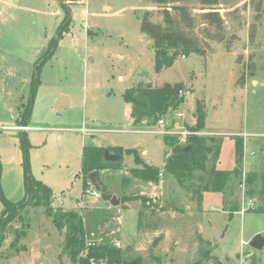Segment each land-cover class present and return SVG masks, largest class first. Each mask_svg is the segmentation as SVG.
I'll return each mask as SVG.
<instances>
[{"label":"rangeland","instance_id":"1","mask_svg":"<svg viewBox=\"0 0 264 264\" xmlns=\"http://www.w3.org/2000/svg\"><path fill=\"white\" fill-rule=\"evenodd\" d=\"M2 2L8 6L5 17ZM258 2L222 0L217 8L221 28L201 18L206 10L195 9L194 34L204 54L179 55L170 66L155 71V50L141 31L145 12L153 14L154 22L162 19L153 0H82L68 5L59 0H0V130L20 142L10 126L32 98L28 124L50 130L28 132L29 172L51 187L54 210L70 208L82 217L89 241L119 247L127 263L139 258L142 264H264V246L254 249L249 244L256 233L264 235V212L253 210L264 201L257 192L250 197L241 186L249 172L258 173L260 181L264 174V0L261 11ZM40 56L45 59L37 74ZM164 83H182L186 89L180 108L162 117L165 127L178 137L190 131L215 137L220 144L207 170L194 173L196 192L183 189L164 171L169 150L163 135L153 132L157 122L132 125L122 98L131 86ZM62 95L70 104L55 107ZM198 108L204 121L195 131ZM83 126L94 129V139L77 132ZM237 137L244 146L238 164ZM84 144L135 149L144 163L163 175L157 183L134 177V156L124 152L119 168L95 174L101 190L89 182L81 195L74 174ZM24 162L22 158L23 173ZM213 165L239 168L241 182L238 175L224 193H202L198 188ZM17 170L10 168V180ZM66 187L69 191L61 194ZM113 196L120 200L116 206L110 204ZM70 198L77 199L71 203ZM20 213L24 234L11 246L14 230L22 224L17 219L9 224L0 243V264H73L63 250L64 229L45 208L27 205Z\"/></svg>","mask_w":264,"mask_h":264},{"label":"trees","instance_id":"2","mask_svg":"<svg viewBox=\"0 0 264 264\" xmlns=\"http://www.w3.org/2000/svg\"><path fill=\"white\" fill-rule=\"evenodd\" d=\"M68 5L80 0H59ZM157 7V14L162 16L160 21L151 20L153 14L145 12L141 21V31L151 40L154 53V69L159 71L162 67L170 66L175 58L180 56H188L192 53L204 54V48L200 46L194 34V25L196 24V16L193 14L195 9L202 12L201 18L208 22L210 26L215 28L222 27V20L217 8L222 4V0H153ZM258 9L261 11V0L258 2ZM67 25L62 28L66 29ZM61 31V32H62ZM54 44V40L52 41ZM52 44V46H53ZM41 63L37 67V74ZM251 74V73H250ZM34 84V78L33 83ZM33 90V87H32ZM186 89L182 83H164L161 86H153L152 84H137L125 89L122 93L123 101L126 104L128 117L132 125H138L145 122H158L164 116L173 114L184 102ZM28 101L24 112L23 119L19 123H26L30 115V103ZM204 114L198 108V116L194 130H199L203 126ZM26 125V124H24ZM22 146L25 153L28 148L26 137L22 136ZM164 143L169 150L164 171L171 174L179 186L183 189L196 192L193 186L195 172H205L207 170L206 163L212 155H219L220 144L215 137L190 135L184 142H180L177 135H163ZM190 144V148L184 151V147ZM122 155V153H131L134 156L136 167L130 170V173L144 182L159 181V177L163 175L157 168L143 162L135 149H123L120 146H96L85 145L81 152V167L78 176L81 178L82 194L87 192V185L90 180L88 175L95 171L96 174L100 170L117 169L120 167V161L113 162L104 159V150ZM235 162L241 163L244 146L241 137L236 138L234 145ZM25 159V195L18 202L8 201L0 187V202L2 210L0 212V243L5 239L9 224L14 220L21 221V229H15L14 239L11 246L17 241L18 234H24V215L21 212L27 205L41 206L52 217L54 224L59 229H64L63 250L67 253L73 264H142L139 258L132 263L124 262L121 256V249L109 242H91L89 241V233L86 230L82 217L72 211L52 208L54 194L52 190L35 179L29 172L28 164ZM241 174L240 169L234 167L230 170L218 169L212 166L207 174L204 184L198 188L203 192H213L215 194L224 193L227 184L233 177ZM263 176V177H262ZM260 175L255 172H249L243 177L245 183V191L251 197L257 192L264 201V174L261 175L262 180L258 178ZM97 181V179H96ZM202 181V182H203ZM260 181V182H259ZM91 185V183H90ZM260 186V187H259ZM257 187L259 189L257 190ZM97 184V190H101ZM200 192V193H201ZM104 200H108L109 196L102 192ZM264 212L263 205L253 209Z\"/></svg>","mask_w":264,"mask_h":264},{"label":"crops","instance_id":"3","mask_svg":"<svg viewBox=\"0 0 264 264\" xmlns=\"http://www.w3.org/2000/svg\"><path fill=\"white\" fill-rule=\"evenodd\" d=\"M75 3H82V0H80L78 2H75ZM64 5H65V3H64ZM2 7H3V10L1 12V14L3 13V17H5V15L7 13V10H8V8H7L8 6H7V4H5V2H2ZM105 7H108V6H105ZM105 7H104V9H105ZM47 47H48V44H47ZM47 47H45L43 49V52H46ZM49 51L47 52V54L49 53ZM53 52H54V50H52L49 53L48 57L53 56ZM45 56H43V57L40 56L37 59V61H39L40 59L43 58L42 61H40V63H42L44 61V59H45ZM90 59L92 61L94 60L93 57H91ZM32 83H33V81H32ZM32 87L33 86H31V90H32ZM69 104H70V100L67 98L66 102L63 103V106H68ZM25 107L26 106L23 107V112H24ZM23 112H22V114L19 113L20 114L19 118L18 117L15 118V124L10 126L12 131H15V132H17L19 134L20 142H19V140H18L16 135H13V134L11 135L8 132H4L3 130L2 131L0 130L1 131L0 132V162H1V176L0 177H1V190H2V193H3L4 197L8 201H11V202H18L25 195V172L23 173L21 165H22V158L24 159V156H25L24 154H25V150L26 149L24 150V148H23V146L21 144L22 136L24 135L26 137V140H27L28 145H29L28 148H27V150H28L31 147V144L29 143V139H28V132L29 131H32V130H35V131H49L50 130V128L42 129V128L37 127V126L29 125L28 122L19 123L23 119ZM24 124H26V125H24ZM17 127H25V128L24 129H19ZM93 131H94V129L92 127L91 128L90 127L86 128V127L83 126L81 129H77V132H80L82 137L85 136V135L87 136V134H88V137L90 139H94L95 138V135L93 134ZM85 145H90V144L82 145L81 150H80V158H81L82 148ZM22 154H23V157H22ZM12 166H15V168L17 166L18 170H17L16 175L13 174L12 179L10 180V168ZM80 167H81V164H80ZM79 171H80V168H79V170L77 172H75L74 180H78L79 181L80 189H81L80 193H81V195H83L82 194V187H81V178L78 176ZM49 188H51V187L49 186ZM68 191H69V187H66L65 189L61 190L60 193L61 194H65V192H68ZM76 199L77 198H74V199L70 198V202L73 203V201H75ZM69 209L70 208H68V210ZM1 210H2V204L0 202V212H1ZM90 234L94 235V233H92V232ZM256 234H258V233H256Z\"/></svg>","mask_w":264,"mask_h":264},{"label":"water","instance_id":"4","mask_svg":"<svg viewBox=\"0 0 264 264\" xmlns=\"http://www.w3.org/2000/svg\"><path fill=\"white\" fill-rule=\"evenodd\" d=\"M62 2V1H60ZM61 33V32H60ZM59 39V37L57 38V40ZM40 64V62H38L36 64V70L35 73H37V67ZM67 100V97L65 96H60L57 100H56V105L55 107H59V106H63V103H65ZM190 148V144H187L184 147V151H187ZM104 159L108 160V161H119L121 159V155H117L114 153L109 152L107 149L104 150ZM96 172L93 171L88 175V178L90 180V183L92 184V186L94 188H97V184L95 183V176ZM110 204L112 206H116L119 204V198H116L115 196H113L110 200ZM11 227V226H9ZM250 246L254 249H261L264 246V235L258 233L256 235H254V237L252 238V240L250 241ZM192 264H203V261H196Z\"/></svg>","mask_w":264,"mask_h":264},{"label":"built area","instance_id":"5","mask_svg":"<svg viewBox=\"0 0 264 264\" xmlns=\"http://www.w3.org/2000/svg\"><path fill=\"white\" fill-rule=\"evenodd\" d=\"M181 57L183 58L185 56H181ZM17 128L24 129L25 127H17ZM153 132L154 133H157V134H161V135H177V134H174L173 132H170V130H168L165 127V122H164V119L163 118H160L158 120L156 130H154ZM180 133L184 136V137H181V136L178 137L179 140H180V142H184L183 139L185 138V136L192 135V134L198 135V133H196V132H190V131H183V132H180ZM241 186L244 187V185H242V183H241ZM95 195L98 196L97 194H95ZM248 203H249V205H252L253 204L251 201H249Z\"/></svg>","mask_w":264,"mask_h":264}]
</instances>
